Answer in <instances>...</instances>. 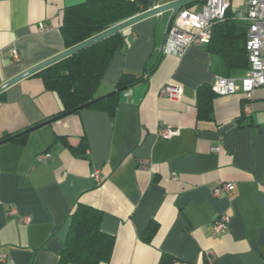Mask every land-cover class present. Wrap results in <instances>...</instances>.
Masks as SVG:
<instances>
[{
	"label": "crops",
	"instance_id": "0c3cea01",
	"mask_svg": "<svg viewBox=\"0 0 264 264\" xmlns=\"http://www.w3.org/2000/svg\"><path fill=\"white\" fill-rule=\"evenodd\" d=\"M83 1L0 0V84L64 50L65 8ZM169 15L124 29L126 45L96 98L118 89L125 73L144 76L119 95L114 113L64 114L59 95L37 73L0 94V139L44 123L24 139L0 143V264H57L77 202L102 212L101 229L115 239L108 264H159L164 255L173 264H264V85L250 96H214L213 119L200 118V87L218 74L239 80L248 70L229 71L207 45L164 53ZM236 20L233 37L243 44L248 25ZM168 83L183 87L181 99L160 94ZM167 125L178 134L162 137ZM44 152L50 159L38 160ZM223 182L233 183V192L214 196ZM223 214L228 227L216 233ZM24 216L30 222L21 223ZM153 222L156 231L145 239Z\"/></svg>",
	"mask_w": 264,
	"mask_h": 264
},
{
	"label": "trees",
	"instance_id": "16d2710c",
	"mask_svg": "<svg viewBox=\"0 0 264 264\" xmlns=\"http://www.w3.org/2000/svg\"><path fill=\"white\" fill-rule=\"evenodd\" d=\"M202 2H205L203 0ZM153 0H85L65 8L61 32L65 46L70 47L108 27L127 19L151 7ZM187 8H189L187 6ZM236 12L231 6L225 18L213 27V35L207 45L213 52L219 53L227 69L250 68L246 49V38L240 44L233 37L237 24ZM126 45L124 30L94 45H91L37 73L49 90L56 92L63 104L62 112H78L85 108H103L114 113L119 103V95L129 86L143 79V76L125 73L122 75L115 92L95 101L96 90L114 56ZM147 69V68H146ZM153 70V67L151 71ZM150 74V73H149ZM147 76V75H146ZM217 94L212 85L202 86L198 90L197 111L200 118L213 119V99ZM28 129L11 134L7 133L0 139L15 136L12 140L24 139ZM73 151L77 147L71 146ZM82 147H86L82 145ZM102 212L90 205L77 202L69 214V229L60 252L57 264H108L112 257L115 239L101 229ZM156 223L150 224L149 239L156 231ZM175 258L162 256L159 264H173Z\"/></svg>",
	"mask_w": 264,
	"mask_h": 264
},
{
	"label": "built area",
	"instance_id": "2783aa9c",
	"mask_svg": "<svg viewBox=\"0 0 264 264\" xmlns=\"http://www.w3.org/2000/svg\"><path fill=\"white\" fill-rule=\"evenodd\" d=\"M160 4V0H153L150 8ZM235 4L234 0H206L199 10L181 9L175 16L167 42L163 52L166 54H182L191 45H206L210 42L213 35L214 25L223 20L228 9ZM149 9V8H148ZM236 19L247 23L246 30V49L250 62V68L247 73L239 80L228 75H216L212 90L217 95H227L242 91L248 96L251 95L255 87L264 85V0H238L236 5ZM13 57L20 59L18 49L13 50ZM128 95V91H124ZM183 87L179 84L168 83L160 89V94L167 96L172 100H179L182 97ZM245 113L250 111V106H246ZM178 129L171 125L164 126L161 130V136L171 138L178 134ZM219 151V147L214 148ZM51 153L44 152L38 155V160L47 161ZM147 160L143 161V164ZM93 176L100 178L99 169H95ZM176 178V176H175ZM223 191L233 192V183L223 182L221 186L215 187L212 191L214 196H219ZM10 215L17 211L14 208L9 210ZM30 216H24L20 219L21 223L30 222ZM230 221L228 215H220L214 221V231L216 233L224 232ZM6 255L2 254L0 260L4 261Z\"/></svg>",
	"mask_w": 264,
	"mask_h": 264
},
{
	"label": "water",
	"instance_id": "95a60500",
	"mask_svg": "<svg viewBox=\"0 0 264 264\" xmlns=\"http://www.w3.org/2000/svg\"><path fill=\"white\" fill-rule=\"evenodd\" d=\"M199 1H203V0H169V1H166L164 3H160L156 7L146 9V10L139 12V13L127 18V19H124V20L108 27L107 29L102 30V31L90 36L89 38H87L81 42H78V43H76L70 47H67L64 50L60 51L59 53H57L51 57H48L47 59H45L39 63H36L27 69H24L20 73L16 74L15 76L11 77L10 79H8L5 82H3L2 84H0V94L3 91H5L8 87L19 82L20 80H22V79H24L30 75H33L35 73H38L39 71H41V70H43V69H45V68H47L53 64L65 59V58H67V57L91 46V45H94L95 43H97L103 39H106V38L120 32V31H123L124 29L132 26L133 24H135V23H137L143 19H146V18H149L152 16H156V15L160 16V15H163L164 13H169L170 15H169V20H168V24H167V29H166L164 39H163V43H162V49H164V46H165L167 39H168L169 30L171 28V25L173 23V20H174L176 14L181 9L187 7L189 4L199 2ZM120 91H122V90L116 89L115 91H113L107 95H104V96H101V97L94 99V102L101 100L103 98H106L107 96H109L112 93L120 92ZM74 111H68V112H65L64 114L71 113ZM60 116H62V115H60ZM43 124L44 123L36 125L30 129H28L27 131H30V130H32L38 126H41ZM19 134H21V133H19ZM19 134H17V135H19ZM17 135L5 138V139L1 140L0 143L10 141Z\"/></svg>",
	"mask_w": 264,
	"mask_h": 264
},
{
	"label": "rangeland",
	"instance_id": "374dc122",
	"mask_svg": "<svg viewBox=\"0 0 264 264\" xmlns=\"http://www.w3.org/2000/svg\"><path fill=\"white\" fill-rule=\"evenodd\" d=\"M206 1V0H205ZM235 1V4L233 5V9H236V5L238 4V0H234ZM199 2H202V1H199ZM199 2H195V4L199 3ZM194 3L192 4H189L188 7L190 9H193V6L195 5ZM204 4V3H203Z\"/></svg>",
	"mask_w": 264,
	"mask_h": 264
}]
</instances>
